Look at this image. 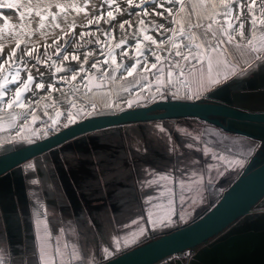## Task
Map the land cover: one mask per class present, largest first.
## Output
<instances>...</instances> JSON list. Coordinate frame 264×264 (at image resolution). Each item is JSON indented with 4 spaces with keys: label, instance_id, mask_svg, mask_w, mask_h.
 Listing matches in <instances>:
<instances>
[{
    "label": "crops",
    "instance_id": "1",
    "mask_svg": "<svg viewBox=\"0 0 264 264\" xmlns=\"http://www.w3.org/2000/svg\"><path fill=\"white\" fill-rule=\"evenodd\" d=\"M210 2L217 5L207 10L214 20L223 22L220 14L233 12L245 27L241 36L237 26L233 42L215 51L194 47L205 71L189 75L185 68V76L174 75L171 82L144 72L90 75L70 97L43 98L29 110L0 106V156L66 124L158 101H207L263 113L264 25L259 19L264 5L255 0L253 36L252 0ZM198 13L203 9L193 12V22ZM186 16H175L174 29ZM201 22L208 23V16ZM188 31L199 36L201 30L189 26ZM174 34L185 51L187 33ZM209 56L211 73L206 71ZM233 127L250 135L197 118L128 123L77 136L10 169L0 176V264H43L45 254L53 264H101L186 225L211 208L254 157H264V126ZM176 259L183 264H264V197L210 239L157 264H175Z\"/></svg>",
    "mask_w": 264,
    "mask_h": 264
},
{
    "label": "rangeland",
    "instance_id": "2",
    "mask_svg": "<svg viewBox=\"0 0 264 264\" xmlns=\"http://www.w3.org/2000/svg\"><path fill=\"white\" fill-rule=\"evenodd\" d=\"M162 3L164 8L160 7ZM0 4L16 6L0 8L1 107L12 104L13 108L29 110L43 98L70 97L82 90L90 75L114 72L127 76L125 68L133 65L138 56L137 43L144 49L143 59L150 67L155 61L147 48L154 46L144 40L146 35L165 41L159 47L169 51H174L173 44L177 43L174 32L159 28L163 24L164 29L174 30L176 15L169 16L165 9L176 13L178 6L170 0H0ZM108 12H112L111 17ZM145 12H164V16ZM121 23L124 27L117 31ZM30 50L32 57L25 54ZM13 52L15 56H10ZM71 54L79 60L62 59ZM162 56L170 57L167 51ZM93 63L98 67L93 68ZM143 67L141 64L135 73L143 72ZM29 74L37 79L24 90ZM74 74L75 81L60 82ZM41 80L45 88L38 91L36 83ZM49 85H55L57 90L49 92ZM18 87L21 97L13 103ZM20 103L25 107H19Z\"/></svg>",
    "mask_w": 264,
    "mask_h": 264
},
{
    "label": "water",
    "instance_id": "3",
    "mask_svg": "<svg viewBox=\"0 0 264 264\" xmlns=\"http://www.w3.org/2000/svg\"><path fill=\"white\" fill-rule=\"evenodd\" d=\"M197 118L222 129L250 135L233 124L264 126V112L251 113L207 101L166 100L146 107L99 115L74 123L40 141L0 156V176L21 163L41 155L60 144L87 133L149 120ZM264 197V157L251 163L223 192L218 201L191 222L163 233L101 264H157L181 255L210 239L235 219L249 213ZM175 264H183L180 259Z\"/></svg>",
    "mask_w": 264,
    "mask_h": 264
},
{
    "label": "snow or ice",
    "instance_id": "4",
    "mask_svg": "<svg viewBox=\"0 0 264 264\" xmlns=\"http://www.w3.org/2000/svg\"><path fill=\"white\" fill-rule=\"evenodd\" d=\"M171 3L175 4L178 6V11L176 13L173 12L171 8H166L165 11L168 13L169 16H175V15H180L183 16L184 13H187V16L185 18V23L178 27L177 29L174 30H168L164 29V25L161 24L159 25V28L162 29L164 32L172 31L174 33H179L181 37L187 33L188 40L190 41L189 43H184L182 45L183 49L185 51L180 50V45L179 44H173V49L174 51H169L166 47H159L160 45H164L165 41H157L155 40L151 35H146L144 37V40L148 42V44L154 46V47H148L147 51L152 53V56L154 58L153 63H151L150 67L148 66L147 60L143 59V54H144V49L140 48V44L137 43L136 45V50L138 53L136 62L131 65L130 67H126L125 71L127 72V76L132 77L138 67L143 64V72L152 75L153 73L156 76H161L165 78L167 81L171 82L172 78L174 75L183 78L185 76V68H187L188 72L187 74L191 75L193 72H203L205 71L204 66H203V61L200 60V54L196 53L193 49L195 48H201V47H209L212 51H215L221 44L223 43H232L233 42V36H232V31L237 30V26L239 29V34L242 36L243 35V29L245 27L244 22L241 20L240 15H235L233 12H228L225 11L224 13L220 14L223 15L224 21H216L212 16L208 15V9H215L217 6L215 3L210 2V0H170ZM261 4L264 5V0H260ZM222 6L227 9L229 7V4L227 2L223 3ZM256 6L255 0H252V3L249 4L248 6V12L251 17L250 19V25L252 27V32L253 36L256 34V28H257V23H258V18L256 17V14L254 12V8ZM16 7L15 5L12 4H0V8H8L12 9ZM161 8H164L163 3L160 5ZM203 9V14H197V20L195 22L192 21V14L195 12L197 9ZM240 8V14H243L244 7L243 4L239 6ZM151 14H156L161 17L164 16V12H156V13H148L145 12V15H151ZM107 15L109 17L112 16V12H108ZM204 16H208V23H202L201 21L203 20ZM23 17V14H21V18ZM175 22V21H173ZM141 24L144 23L143 20L140 21ZM259 24L264 25V18L259 19ZM189 26L193 29H199L201 30L199 32V36H195L193 32L188 31ZM59 27V25H57ZM121 28L124 27V24L121 23L120 25ZM227 37L225 40L224 37ZM194 40H199L203 41L204 44L201 45L200 43H192L191 41ZM120 45H117L119 47ZM19 47V45H17ZM167 51L168 56L171 57V60H169L167 57H163L162 53ZM27 56L32 57L33 52L30 50L25 53ZM57 54H59V50H57ZM126 55V53H124ZM10 56H15V52L11 53ZM73 61H78L79 57L75 54L69 55H64L62 59L64 61L69 60ZM87 59V55L85 57ZM181 60L184 61V64H181ZM207 69L206 71L208 73H211L213 70V58L209 56L207 58ZM196 61L198 62L197 64H194L193 62ZM107 62V61H105ZM113 63H115V60H113ZM164 64L167 65V70L164 67ZM93 68H97L98 64L93 63L92 65ZM77 70H73V72H76ZM37 78H34L31 74L27 76V82L23 83V88L24 90L29 89V84L36 80ZM77 79V76L74 74L69 78H62L60 82L62 83H68L70 81H75ZM215 82V81H213ZM36 88L38 91H43L45 88L44 83L39 82L36 83ZM49 92L57 90L55 88V85H49L48 87ZM16 100L13 101V103H18L19 98L21 97V91L18 87L16 93ZM9 107H12V104L8 105ZM130 106V105H129ZM19 107L24 108L25 105L23 103L19 104ZM69 121L72 122V116L69 115L68 117ZM55 123V121H54ZM67 127V124L65 125ZM35 183V181H33ZM43 264H53V261L48 259L46 254L43 257Z\"/></svg>",
    "mask_w": 264,
    "mask_h": 264
},
{
    "label": "bare ground",
    "instance_id": "5",
    "mask_svg": "<svg viewBox=\"0 0 264 264\" xmlns=\"http://www.w3.org/2000/svg\"><path fill=\"white\" fill-rule=\"evenodd\" d=\"M121 29H122L121 27H120V28H119V26L117 27V31H118V30H121Z\"/></svg>",
    "mask_w": 264,
    "mask_h": 264
}]
</instances>
